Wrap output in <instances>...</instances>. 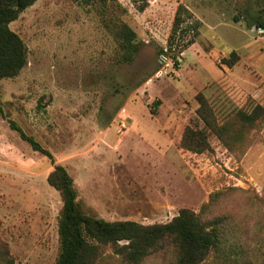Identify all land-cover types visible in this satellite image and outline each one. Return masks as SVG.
<instances>
[{
    "label": "rangeland",
    "instance_id": "1",
    "mask_svg": "<svg viewBox=\"0 0 264 264\" xmlns=\"http://www.w3.org/2000/svg\"><path fill=\"white\" fill-rule=\"evenodd\" d=\"M181 3L193 18L170 43ZM196 20L199 34L185 48ZM259 21L264 0H36L10 23L27 45L28 62L0 80V106L67 168L78 200L98 217L167 222L182 208L200 212L221 192L203 216L230 214L253 231L264 193V122L231 149L215 134L200 154L179 142L187 125L204 126L198 93L220 123L238 109L264 106ZM123 22L141 42L131 63L120 61L115 36ZM232 50L239 60L228 67L223 60ZM53 168L0 114V264L3 257L57 264L62 199L47 180ZM105 249L98 264H123ZM175 257L168 249L141 264H174Z\"/></svg>",
    "mask_w": 264,
    "mask_h": 264
},
{
    "label": "trees",
    "instance_id": "2",
    "mask_svg": "<svg viewBox=\"0 0 264 264\" xmlns=\"http://www.w3.org/2000/svg\"><path fill=\"white\" fill-rule=\"evenodd\" d=\"M35 1L0 0V80L16 77L28 62L27 45L10 28V23L18 19ZM76 1L90 4L95 1L106 3L108 0ZM146 6L140 5L139 10H145ZM192 18L193 13L184 4H179L170 43L180 26ZM200 23L196 20L192 24L194 34L185 48L196 41ZM257 27L264 31V21H259ZM115 36L121 48L120 61L133 62L141 44L137 32L123 22L116 28ZM238 60V52L232 50L223 61L228 67H233ZM196 100L199 104L197 116L204 126L189 124L185 127L179 142L183 150L197 154L210 150L211 134H215L231 149L233 141L242 140L247 129L258 127L264 122V106L260 103L251 111L238 109L232 120L220 123L203 93H198ZM155 103L158 105L160 102L157 100ZM0 114L9 121L12 128L20 132L34 151L47 156L54 165L47 180L59 191L62 199L58 216L60 253L57 264H98L108 246L123 264H141L150 255L168 249L176 252L174 264H264V193L258 198L256 210L261 211V214L256 211L258 219L253 225V231L230 214L214 215L211 218L203 216L216 205L221 192L213 194L200 212L182 208L167 222L143 224L132 220L109 221L98 217L94 210L88 208L89 211H86L87 207L78 200L73 177L64 165L55 162L49 149L43 147L35 137L23 132L15 121L8 119L1 106ZM1 264H14V261L3 257Z\"/></svg>",
    "mask_w": 264,
    "mask_h": 264
},
{
    "label": "crops",
    "instance_id": "3",
    "mask_svg": "<svg viewBox=\"0 0 264 264\" xmlns=\"http://www.w3.org/2000/svg\"><path fill=\"white\" fill-rule=\"evenodd\" d=\"M156 191H158V190L156 189ZM151 205H152V207H153V208H156V209H158V208H157V206H156V205H154V203H152ZM126 220H128V219H126ZM126 220H120V221H126ZM132 221H133V220H132Z\"/></svg>",
    "mask_w": 264,
    "mask_h": 264
},
{
    "label": "water",
    "instance_id": "4",
    "mask_svg": "<svg viewBox=\"0 0 264 264\" xmlns=\"http://www.w3.org/2000/svg\"><path fill=\"white\" fill-rule=\"evenodd\" d=\"M263 30V29H262Z\"/></svg>",
    "mask_w": 264,
    "mask_h": 264
}]
</instances>
